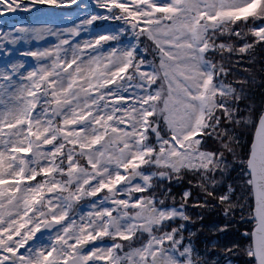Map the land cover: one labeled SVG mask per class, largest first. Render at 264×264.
<instances>
[{
	"label": "snow or ice",
	"instance_id": "snow-or-ice-1",
	"mask_svg": "<svg viewBox=\"0 0 264 264\" xmlns=\"http://www.w3.org/2000/svg\"><path fill=\"white\" fill-rule=\"evenodd\" d=\"M18 10L36 19L0 29V264H220L185 235L192 187L226 256L247 205L246 264H264V0H0Z\"/></svg>",
	"mask_w": 264,
	"mask_h": 264
},
{
	"label": "trees",
	"instance_id": "trees-1",
	"mask_svg": "<svg viewBox=\"0 0 264 264\" xmlns=\"http://www.w3.org/2000/svg\"><path fill=\"white\" fill-rule=\"evenodd\" d=\"M249 42H251V39H249ZM233 59L235 60L239 58L234 57ZM255 59L256 75L253 82L248 87L250 94L253 97L252 102L259 106L262 102V96H264V87L261 86L264 84V77L259 75L261 69L260 61L264 60V49L259 47L256 48ZM227 62L228 61L225 60V63ZM247 67V63L235 65L233 68V75L230 76L229 79H246L247 77L241 73L243 69ZM244 140H247V134L245 135ZM190 178L191 177H189V179ZM193 184H195V181H193ZM170 186L173 189V193L177 197V202H179L183 189L190 187L187 183V179L179 184L173 182ZM191 190L192 197L188 200L189 207L186 209V213L191 217V220L184 222L187 229L185 231V235L187 236L190 232L195 233V236L193 237L195 245L199 248L202 254L205 253V250H207L206 258L211 261H219L220 264H226L227 261H230V264H246L249 258L244 254L243 247L246 246L248 241L242 240L241 238L245 232H248L252 228L253 225L246 222V219L248 218V211L245 201L241 200V203L245 204V210L243 213L237 210L234 215L227 218L232 221L230 239H236L238 242H241V251L239 253L226 256L223 253L222 244L217 245L215 248L213 247V241L216 239L217 234L211 230L213 224L223 222L226 219L222 210L219 207H193L192 205H196L197 203H204V200L203 194L197 188L192 187ZM201 217L203 219H201ZM242 217L244 219H242ZM229 247H231L230 244Z\"/></svg>",
	"mask_w": 264,
	"mask_h": 264
},
{
	"label": "rangeland",
	"instance_id": "rangeland-1",
	"mask_svg": "<svg viewBox=\"0 0 264 264\" xmlns=\"http://www.w3.org/2000/svg\"><path fill=\"white\" fill-rule=\"evenodd\" d=\"M74 8H75V6H70L66 9H64V16L62 17L61 22L58 24L59 27L65 28V27H71L72 26V21L74 20V16H73ZM7 13H11V12L9 11V12H5V13L0 14V29H3L4 31H8L9 28H13V27H22L25 25H29V26L33 25L34 21L36 19V17L32 13H28V12L18 10L17 12H15L16 15L14 18H12V19L7 18L6 21H8V27L5 28L2 21L5 20L3 18V15H5ZM26 14L29 15L28 17L30 19H27L28 17L26 16ZM4 23H5V21H4ZM64 38H68V37L65 36ZM56 43H58V39L55 36H45L44 39H42V40L32 39L29 41H22L20 44L14 46V47L19 48V53L16 54V57L13 59L12 62H15V59H24L26 64L27 63H34V58L28 57L25 59L23 56L20 55V53H23V52L29 51V50H35L36 48L52 47ZM3 59H4V57H0V66H2ZM27 155H30V154H27ZM89 210L90 209L87 206L77 209L78 212H80V211L87 212ZM101 264H106V262L102 261Z\"/></svg>",
	"mask_w": 264,
	"mask_h": 264
}]
</instances>
